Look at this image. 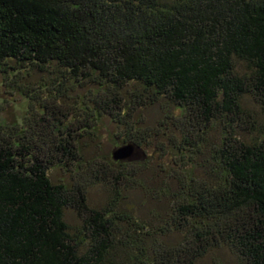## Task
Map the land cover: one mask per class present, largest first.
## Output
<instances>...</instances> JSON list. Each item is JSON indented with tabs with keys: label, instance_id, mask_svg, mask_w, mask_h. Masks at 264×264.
<instances>
[{
	"label": "trees",
	"instance_id": "trees-1",
	"mask_svg": "<svg viewBox=\"0 0 264 264\" xmlns=\"http://www.w3.org/2000/svg\"><path fill=\"white\" fill-rule=\"evenodd\" d=\"M0 74V264H264V0H0Z\"/></svg>",
	"mask_w": 264,
	"mask_h": 264
},
{
	"label": "rangeland",
	"instance_id": "rangeland-1",
	"mask_svg": "<svg viewBox=\"0 0 264 264\" xmlns=\"http://www.w3.org/2000/svg\"><path fill=\"white\" fill-rule=\"evenodd\" d=\"M251 105V104H250ZM26 101L19 95L11 93L3 86V77L0 74V125L7 126L12 125L15 122L22 121L26 114ZM256 111L258 109L254 107ZM151 119L156 117V113L153 111L150 113ZM120 130L108 121H103L98 126V131L95 134V142L88 140V147L84 149L82 154L84 158L89 156L96 157L99 161L104 162L107 159L111 151L115 146V140L117 136H120ZM147 153H152V150L145 149ZM67 170L64 168H54L51 170V178L54 183H60L63 180L69 178ZM105 193L101 188H94L91 192V203H102L104 201ZM67 220L72 225L77 223L75 216L72 213H67ZM212 260H220L223 262H230L231 257L226 249H221L213 252L204 260V264L211 262Z\"/></svg>",
	"mask_w": 264,
	"mask_h": 264
},
{
	"label": "water",
	"instance_id": "water-1",
	"mask_svg": "<svg viewBox=\"0 0 264 264\" xmlns=\"http://www.w3.org/2000/svg\"><path fill=\"white\" fill-rule=\"evenodd\" d=\"M111 157L114 162H133L144 160L146 155L141 148L128 143L114 147L111 151Z\"/></svg>",
	"mask_w": 264,
	"mask_h": 264
}]
</instances>
